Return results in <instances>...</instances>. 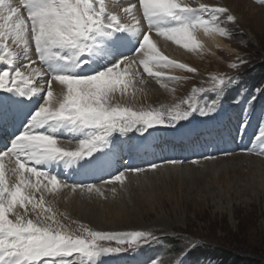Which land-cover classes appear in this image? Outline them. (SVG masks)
Segmentation results:
<instances>
[{"label":"snow or ice","instance_id":"snow-or-ice-1","mask_svg":"<svg viewBox=\"0 0 264 264\" xmlns=\"http://www.w3.org/2000/svg\"><path fill=\"white\" fill-rule=\"evenodd\" d=\"M226 21L236 22L226 7L191 0H122L119 7H110L109 0H0V130L15 128L0 149V264H102L109 255L159 244L163 237L151 230L69 229L45 194L68 189L107 199L102 185L123 189L129 173L154 172L161 165L122 168L98 182L70 177L108 171L124 146L139 148L161 131L183 135L197 121H216L230 105L239 110L237 132L253 118L259 124L253 138L259 148L241 152L264 157V113L256 115L264 83L248 85L239 71L248 64L243 58L230 65L236 75H212L179 103L134 110L113 102L117 94L124 97L129 88L134 93L136 85L146 83L144 74L167 89V81L182 78L161 69L196 72L162 54L153 35L196 52L202 48L200 30L230 37L222 26ZM111 191L116 194L115 187ZM181 239L167 264H188L190 254L202 248L197 239Z\"/></svg>","mask_w":264,"mask_h":264},{"label":"rangeland","instance_id":"rangeland-1","mask_svg":"<svg viewBox=\"0 0 264 264\" xmlns=\"http://www.w3.org/2000/svg\"><path fill=\"white\" fill-rule=\"evenodd\" d=\"M191 2L197 6L199 3H205L215 7H226L229 13L236 18L235 23L226 21L222 25L230 30V37L216 35L224 40L229 49L219 48L216 54L217 58L207 50L201 49L194 52L196 61L188 60L186 62L189 67L196 69L194 73H188L184 70L179 73L161 69L167 75H175L182 78L179 83L167 81V89L162 88L159 83L152 78H148L145 74L144 78L151 80L155 84L154 89L148 92L144 89V84L136 85L134 93L133 89L129 88L126 96L121 97L117 94L114 98V103L132 107L134 110L169 106L185 99L194 87L210 83L212 75H236L237 70L232 69L230 65L237 62L238 58L248 61V64L242 66L239 70L244 72L245 75H249L252 71L255 72L257 64L263 62L264 4H261L258 0H233L230 3L227 0H191ZM196 36L197 40L203 43L201 30ZM260 52L261 55H259ZM253 85L259 86L260 84H249V86ZM229 109L231 112L227 111L228 124L224 125L223 129L220 127L225 123L224 117L221 116L209 124L211 131H213L211 135L205 134L206 137L212 139L216 135L214 132L219 131L220 128L222 129V135L218 139L217 145L211 142L209 144L210 146L212 145L211 153H214L213 156L216 159L199 157L197 160V165H204L209 162H222L220 168L215 170L192 169L190 166L193 163L190 162L176 165L158 162L164 168L174 170L175 176L169 174L165 175V177L159 176L161 166L154 172L150 170L143 172V174L148 173L150 178L154 177L151 179L150 184L145 179L148 185L146 186L147 191L131 189L133 191L130 193L128 191L127 193L125 192L124 204H121L124 211L117 216L116 214L115 216L102 214L100 223L95 225L84 221L85 211L80 210L79 213H76L73 209L55 207L51 200H46V202L52 203L57 213V219L72 230L78 229L80 225L102 232L130 226L134 228L123 231L134 229L151 230L158 236L163 237L159 244H152V246H165V244H162L165 239L174 240L175 247L172 245L174 250H170L171 254H169L167 252L168 247L163 248L162 253H165V256L167 253L169 256L165 257L158 254L157 257L160 259L157 264H167V261L182 247L183 241L181 238L184 237L197 239L201 245L208 244L212 248H218L219 250H238L237 255L240 258L235 264H258V262L264 264V171L259 174L254 172V168H249L251 161L249 163L250 159L247 158V155H256L255 153L241 152L243 148H259V143L253 141L254 136L258 132L259 124L258 120L253 118L250 126L243 132H237L236 117L239 110L237 109L238 112L237 110L232 112V108ZM263 110L264 108L256 109V115L263 113ZM219 123L221 125L218 126ZM9 129L12 131L13 128L10 127ZM197 129L198 127L196 128L193 125V128L191 126V130L186 131L185 134L193 133ZM231 130L235 131L234 135H229ZM4 133L3 130L0 131V136L3 140V144L0 146L1 149L10 139L9 135L6 137ZM159 133L163 134L165 132L161 131ZM249 133L251 135H248ZM169 135L167 134V136ZM179 136L184 139V134ZM232 137H235V140L238 139V141L232 142ZM209 139H201L199 143L195 144V149L201 151L206 145V140ZM214 140L216 141L217 138ZM238 145L239 147H237ZM164 147L168 148L169 146L165 145ZM224 148L240 150L235 155L218 156L221 153L218 150ZM207 150V153H210V148ZM233 156H236L237 159H231ZM118 159L119 165L123 160L121 161V158ZM132 165H136V161ZM132 165L130 164L129 167ZM119 167H121L120 169L124 168V163ZM129 174L131 176L138 175ZM74 177L72 178L74 179ZM80 177L84 178V176H78V179ZM108 185H102V190L107 188ZM32 218L35 219L34 216ZM110 246H115L114 242ZM168 246L171 248L169 242ZM129 252L120 253L118 256L126 264H143L141 259H138L136 255L133 257ZM107 257L108 263L113 264L111 257ZM201 257L204 258L205 255ZM212 257L216 258L217 261L221 260L218 257ZM254 259L255 262L252 263ZM147 261L149 262V260Z\"/></svg>","mask_w":264,"mask_h":264},{"label":"bare ground","instance_id":"bare-ground-1","mask_svg":"<svg viewBox=\"0 0 264 264\" xmlns=\"http://www.w3.org/2000/svg\"><path fill=\"white\" fill-rule=\"evenodd\" d=\"M216 1V0H214ZM233 0H227L228 3L232 2ZM122 4V0H109V5L110 7H119ZM241 4V3H239ZM202 31V39H203V43H200L202 45L203 50H207L208 52L212 53L213 56H215V58H217V50L219 48H227L229 49L224 40L216 35L213 34H206L204 33L203 30ZM153 39L154 41L157 43V47L159 48V50L162 52V54L168 56L170 59H175L178 62L181 63H185L188 60H191L193 62L196 61V56L194 55V52H189L185 49L180 48L179 46L173 44L171 41H164L162 38H157L155 37V35H153ZM201 49H199L198 51H200ZM140 71H142V69H140ZM175 72H179L182 73V70H174ZM145 75V74H144ZM147 82L144 83L143 87L144 89H146V91L150 92L152 89H154L155 84L151 81L148 80L146 78H144ZM53 89L54 92L58 89L57 85H53ZM221 125V123L218 124V126ZM221 127V126H220ZM12 131L11 134H9V132L7 130H3L6 131L7 135H9L8 137L10 138L12 133L15 131V128L12 127ZM1 131V130H0ZM193 134L194 133H186L184 134V140L187 141V143H191L192 138H193ZM171 135H169L168 137H170ZM151 137H149V139L147 141H150ZM172 138V142L173 144H175L176 146L178 145V143L180 142L178 139L179 135H173L171 136ZM226 140V139H225ZM228 140V139H227ZM3 144V140L2 137L0 136V146ZM244 144V143H243ZM190 148H194V150H196V146H190ZM1 149V148H0ZM251 149V148H250ZM145 149H142V153H144ZM216 151V150H215ZM173 153L172 150H166L164 152V154H161V158L160 162L166 161L168 160L167 157H170V155ZM252 153V152H250ZM240 155H247V154H240ZM120 158L119 156L114 157L113 161H112V165H115L116 167L114 169L119 170V165H118V161L117 159ZM237 159L236 156H233L231 159ZM247 158L250 159L249 163L251 161V165L249 166L250 169L254 168V172L261 174L264 171V159L261 157H259V155H254V154H248ZM7 159V158H6ZM163 159V161H162ZM159 160V159H158ZM136 164H139V160H135ZM262 161V162H260ZM256 165H254V164ZM259 163V164H258ZM133 164V162H131V165ZM118 165V166H117ZM133 166V165H132ZM222 166V162H217V163H213V162H209V163H205L204 165H197L196 164H192L190 166V168L192 169H209V170H215L217 168H220ZM177 172V171H175ZM261 172V173H260ZM173 175L175 176L174 170H169L164 168V166L160 167V171H159V176H163L165 177V175ZM180 174V173H179ZM130 174H128V178L126 180L125 186L122 189L120 187L119 184H109L107 188H105L103 191L105 193V196H107V199H104L102 197L97 196L96 194H92L91 196H89L87 193H83L81 194L79 191L77 193H71L70 190L68 189H64L62 190V193H46V200H51V202L54 203L55 207H60L62 208H69V209H73L76 211V213H79V211H85V217L83 218L85 222H87L88 224H99L100 223V219L102 214H110L112 216H116L119 215L120 212H123L124 209L122 208L124 204L123 199L124 196H126L125 192L130 193L133 190H139V191H147V187L148 186L145 182V179L148 181V183H151V179H153L154 177L149 176V174H143V173H139L136 176H129ZM145 176V178H144ZM261 176V175H260ZM11 177V166L6 165V179ZM97 179V176H92V177H84V178H79L78 176H75L74 179L77 180H84V179ZM116 188V194L113 195L111 189L112 188ZM133 189V190H131ZM130 190V191H129ZM63 193H67V195H64ZM37 196H39V193H37ZM134 227H123L122 229H115V230H105L104 232H118V231H123V230H127V229H132ZM135 230V229H134ZM108 257H104L102 258V264H109L108 263Z\"/></svg>","mask_w":264,"mask_h":264},{"label":"trees","instance_id":"trees-1","mask_svg":"<svg viewBox=\"0 0 264 264\" xmlns=\"http://www.w3.org/2000/svg\"><path fill=\"white\" fill-rule=\"evenodd\" d=\"M261 55V52L259 53ZM259 58V57H258ZM260 59V58H259ZM257 68L255 69V72H250L249 75H245V79L250 84H262L264 83V60L261 63L257 64ZM258 72V73H257ZM259 75V76H258ZM169 244L173 245L175 247L174 240H167L165 239ZM174 250V249H173ZM196 259L201 257L202 255L205 256H214L221 259V263L223 264H235V262L240 258L238 257V250L234 249L233 251L230 250H219L218 248H212L211 245L208 244H202V248L199 251L194 252ZM255 262V259L252 260V263ZM244 264V263H243ZM258 264H261L258 262Z\"/></svg>","mask_w":264,"mask_h":264}]
</instances>
